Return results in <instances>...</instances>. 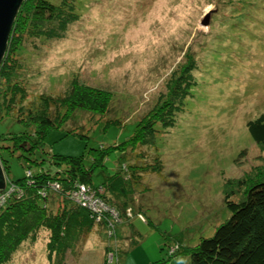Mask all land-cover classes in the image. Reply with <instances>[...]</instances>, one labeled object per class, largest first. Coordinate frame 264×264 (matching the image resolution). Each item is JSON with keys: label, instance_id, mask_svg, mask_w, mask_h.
I'll use <instances>...</instances> for the list:
<instances>
[{"label": "rangeland", "instance_id": "obj_1", "mask_svg": "<svg viewBox=\"0 0 264 264\" xmlns=\"http://www.w3.org/2000/svg\"><path fill=\"white\" fill-rule=\"evenodd\" d=\"M71 1L74 18L59 37L37 35L29 15L20 23L13 58L27 75L16 104L26 115L41 96L62 94L73 82L111 91V103L102 116L75 112L42 142H21L26 150L11 151L12 141L0 137V194L11 188L8 176L56 173L52 155H82L90 168V150L117 145L92 168V183L134 170L127 205L103 187L94 188L95 199L85 191L93 231L80 257L66 263L191 264L190 250L230 215L225 192L238 201L264 179V146L247 128L264 115V0ZM175 98L173 114H165ZM154 117V143L132 148L136 123ZM0 118V136L25 129L3 110ZM43 233L5 264H49Z\"/></svg>", "mask_w": 264, "mask_h": 264}, {"label": "trees", "instance_id": "obj_2", "mask_svg": "<svg viewBox=\"0 0 264 264\" xmlns=\"http://www.w3.org/2000/svg\"><path fill=\"white\" fill-rule=\"evenodd\" d=\"M66 1L62 0V5H59L52 0H24L11 28L0 63V111L25 125V129L15 136H0L12 141L11 151L17 146L26 150L21 145L24 141L42 142L49 129L62 126L73 114V118H77L75 112L86 111L102 116L111 103V91L73 82L62 94L41 96V106L30 107L26 115L18 105L21 100L18 99L16 104L19 92L21 99L26 95L20 82L26 80L27 70L23 68L25 64L22 61L13 58L16 49L13 37L26 15L37 25L34 31L37 35L59 37L74 18L72 1ZM29 2L31 7L28 9ZM175 99L166 101L165 114H173L178 105ZM51 107L57 110L63 108L64 112L60 114L58 110L53 114ZM170 116L173 122V116ZM151 119L142 126L136 123L135 133L130 139L132 148L154 143L156 133L153 122L157 121V117ZM247 128L253 141L264 146V115L249 120ZM116 149H119L117 145L99 151L90 150L93 155L90 168L86 167L82 155H52L53 163L59 166L54 174L44 169L36 172L27 169L22 178L14 180L8 176L12 190L5 193L0 205V264L10 260L24 241L35 243L42 232L47 236L49 264H67L68 256L80 257L96 218L76 200L74 193L79 186L86 185L91 189L103 187L105 193L114 194L122 204L127 205L131 185L128 181L134 178V170L132 174L120 172L121 176H109L101 183H92V168L102 164L108 151ZM2 161L1 158V164ZM4 167L7 168L6 165ZM153 169L160 168L153 166ZM230 194L226 191L224 196L230 213L228 219L216 228L211 237L202 238L190 250L191 264H264V179L249 186L246 195L238 201L232 200ZM57 200L60 204L58 208L55 205Z\"/></svg>", "mask_w": 264, "mask_h": 264}, {"label": "water", "instance_id": "obj_3", "mask_svg": "<svg viewBox=\"0 0 264 264\" xmlns=\"http://www.w3.org/2000/svg\"><path fill=\"white\" fill-rule=\"evenodd\" d=\"M24 0H0V63L7 48V41L19 8ZM4 186V176L0 163V189Z\"/></svg>", "mask_w": 264, "mask_h": 264}, {"label": "built area", "instance_id": "obj_4", "mask_svg": "<svg viewBox=\"0 0 264 264\" xmlns=\"http://www.w3.org/2000/svg\"><path fill=\"white\" fill-rule=\"evenodd\" d=\"M12 190V187L10 188V189H7V190H4L5 192H2L1 194H0V198L2 199L3 197H4V195H5V193L6 192H10ZM2 190L0 189V192H1ZM85 191H87V194L90 196V198H93V199H95V198H98L97 196H99V195H96V191L94 190V189H91L90 187H87L86 185H80L79 186V189H78V191H76L74 194V196H75V198H76V200L82 205V206H89V203L87 204V202H91L90 201V199L86 202L85 201V196L86 195H83V194H85ZM78 193H81V194H78ZM88 197V196H87ZM92 204V203H91ZM87 208H89V207H87Z\"/></svg>", "mask_w": 264, "mask_h": 264}]
</instances>
